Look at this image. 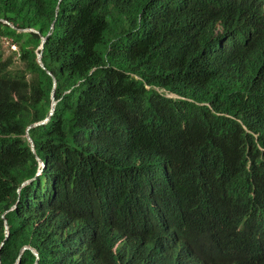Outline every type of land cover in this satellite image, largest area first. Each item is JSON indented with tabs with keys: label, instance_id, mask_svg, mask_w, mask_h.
Segmentation results:
<instances>
[{
	"label": "trees",
	"instance_id": "trees-1",
	"mask_svg": "<svg viewBox=\"0 0 264 264\" xmlns=\"http://www.w3.org/2000/svg\"><path fill=\"white\" fill-rule=\"evenodd\" d=\"M2 40L0 264H264V0H0Z\"/></svg>",
	"mask_w": 264,
	"mask_h": 264
},
{
	"label": "clouds",
	"instance_id": "clouds-1",
	"mask_svg": "<svg viewBox=\"0 0 264 264\" xmlns=\"http://www.w3.org/2000/svg\"><path fill=\"white\" fill-rule=\"evenodd\" d=\"M264 224V223H263ZM222 233L217 234L208 244H195L186 248L182 253L183 259L191 264H209L212 259L221 257L224 254L220 251L214 239L221 236ZM261 242H264L261 241Z\"/></svg>",
	"mask_w": 264,
	"mask_h": 264
},
{
	"label": "water",
	"instance_id": "water-1",
	"mask_svg": "<svg viewBox=\"0 0 264 264\" xmlns=\"http://www.w3.org/2000/svg\"><path fill=\"white\" fill-rule=\"evenodd\" d=\"M44 42H45V38H42V44H41L40 47H39L40 50L43 49V44H44ZM40 57H41V52L38 53V55H37V63L40 65L41 68L44 69V66H43V64H42V62H41ZM47 73L50 75L49 72H47ZM54 83H55V80H54ZM55 105H56V100H55L54 92H53V93L51 94V107H50V111H49V116H48L47 118H45L43 121H41L40 123H34V124L30 125L29 127H27V129H26V139L28 140V142H29V144H30V147H31V150H32L33 153H34V146H33V142H32V140H31V138H30V136H29V134H28V130H29L31 127H35V126H37V125H44L46 122H48L49 119H50V117H51V116L53 115V113H54ZM37 161H38L39 166H40V169H39L38 172H37V175H39V174L42 172V169H43L44 165H43V163H42L38 158H37ZM33 180H34V179L25 182L24 184H22L21 187H24L25 185L29 184V183H30L31 181H33ZM11 209H14V206H13ZM2 218L4 219V215H2ZM4 227H5V235H6V238H8V236H9V231H8V224H7L6 220H4ZM26 249H30V248H29V247H23V248L21 249V251L26 250ZM32 253L36 256V258H38V254H37L36 251L32 250ZM19 258H20V257H19ZM19 258H18V261H17L15 264H19Z\"/></svg>",
	"mask_w": 264,
	"mask_h": 264
},
{
	"label": "rangeland",
	"instance_id": "rangeland-1",
	"mask_svg": "<svg viewBox=\"0 0 264 264\" xmlns=\"http://www.w3.org/2000/svg\"><path fill=\"white\" fill-rule=\"evenodd\" d=\"M17 50V48L13 45H11L10 42L2 40L0 42V51L3 53V58H12L13 65L11 66V69L13 70H19L21 69L20 64L17 62V60L13 57V53Z\"/></svg>",
	"mask_w": 264,
	"mask_h": 264
}]
</instances>
